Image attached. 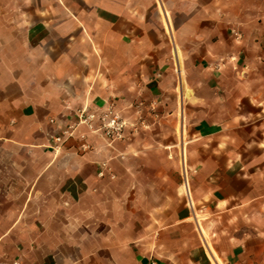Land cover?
Listing matches in <instances>:
<instances>
[{
  "label": "crops",
  "instance_id": "obj_1",
  "mask_svg": "<svg viewBox=\"0 0 264 264\" xmlns=\"http://www.w3.org/2000/svg\"><path fill=\"white\" fill-rule=\"evenodd\" d=\"M160 1L0 0V260L264 264V0Z\"/></svg>",
  "mask_w": 264,
  "mask_h": 264
},
{
  "label": "built area",
  "instance_id": "obj_2",
  "mask_svg": "<svg viewBox=\"0 0 264 264\" xmlns=\"http://www.w3.org/2000/svg\"><path fill=\"white\" fill-rule=\"evenodd\" d=\"M82 125L92 134H99L108 143L117 142L123 139V130L126 128V122L119 114L110 106L101 113H87L81 111L77 115V122L70 123L64 126L54 137V149H58L67 140L74 137V132L77 126ZM83 139V136H80ZM80 149H88L87 145L80 146ZM105 165L100 167L97 173L99 178L104 177ZM0 264H19L16 261L0 260ZM147 264H157L154 260H149Z\"/></svg>",
  "mask_w": 264,
  "mask_h": 264
},
{
  "label": "rangeland",
  "instance_id": "obj_3",
  "mask_svg": "<svg viewBox=\"0 0 264 264\" xmlns=\"http://www.w3.org/2000/svg\"><path fill=\"white\" fill-rule=\"evenodd\" d=\"M155 1V4H156V7H157V11L158 12L157 16H159L161 18V21H162V24L164 26V28L166 27L167 23H166V20L168 21V17L166 15V17L164 16V8L162 6V3L160 0H154ZM148 18H153L154 19V15H150L149 11H148ZM167 18V19H166ZM149 115L146 116V114L144 115V117L140 116L138 117V115L136 116V119L132 120L130 122V126L132 129H127L129 126H128V120H126L124 117H122L120 114L119 116L126 122L127 126L126 128L123 130V139L122 140H128V139H133V138H140V137H144L145 133L150 131V129H148V125L147 123H154L155 121L158 120V117L157 115L155 114V112L153 110H149L148 111ZM146 121V122H144ZM150 121V122H149ZM144 123V124H143ZM120 140V141H122Z\"/></svg>",
  "mask_w": 264,
  "mask_h": 264
},
{
  "label": "bare ground",
  "instance_id": "obj_4",
  "mask_svg": "<svg viewBox=\"0 0 264 264\" xmlns=\"http://www.w3.org/2000/svg\"><path fill=\"white\" fill-rule=\"evenodd\" d=\"M164 14V16L166 17V13H163ZM167 19V18H166ZM166 23H167V20H166Z\"/></svg>",
  "mask_w": 264,
  "mask_h": 264
}]
</instances>
